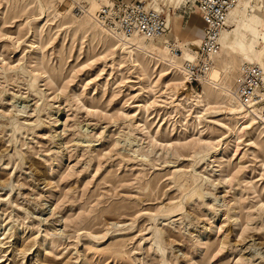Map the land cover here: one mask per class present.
I'll return each mask as SVG.
<instances>
[{"label": "rangeland", "instance_id": "obj_1", "mask_svg": "<svg viewBox=\"0 0 264 264\" xmlns=\"http://www.w3.org/2000/svg\"><path fill=\"white\" fill-rule=\"evenodd\" d=\"M113 2L0 0V264H264L261 124L134 67L94 24ZM244 64L222 49L212 81L233 93Z\"/></svg>", "mask_w": 264, "mask_h": 264}, {"label": "bare ground", "instance_id": "obj_2", "mask_svg": "<svg viewBox=\"0 0 264 264\" xmlns=\"http://www.w3.org/2000/svg\"><path fill=\"white\" fill-rule=\"evenodd\" d=\"M130 1L131 0H127L125 2ZM138 1L144 3L152 12L166 13L168 29L175 33L174 35L176 40L179 41V45L176 46L172 43L173 36L169 34H165L158 39L148 41L141 36L129 38L127 36L116 35L107 28L101 26L98 21L97 22L100 26L94 23L99 29L103 27L105 30L102 31L107 33V37L116 42V50L129 56L131 64H133L134 67H141V61L148 60L149 62L152 60L162 65H167L175 70L183 77V82L179 87L174 88V98L177 99L179 97H185L189 101H192L195 106L206 109V107H209L211 104L212 98L210 91L213 90L220 97H222V101L224 102H220L218 104H225L223 107H227L225 112L227 116L235 117L237 121L242 123V125L249 123L257 126L259 123L261 126L258 127L264 131V127L262 126L264 125V122H261L256 115L252 114L240 103L234 93V89L232 93V91L224 87L220 81H212L214 80V77H211V75L214 73L215 64L207 77L201 79L200 84L203 88L202 93H196L194 88L189 86V77L185 67L186 62L194 61L196 59L197 54L195 50L200 46L201 40L194 34H199L203 31V21L199 10L194 4L195 0ZM190 1H192V4L197 11L192 13L187 28L184 30V27L182 26V17L177 13L178 10ZM255 4L259 8H256ZM102 8H100L97 13ZM97 13L96 19L94 18L95 21L97 20ZM235 14H237V19L232 23V27H234L233 31H230L229 21ZM56 16L61 17L62 13L57 12ZM228 19L226 22V28L220 34L221 51L216 57H214V63L216 58L221 54L222 49L232 50L234 52L242 53L244 56L253 60L254 65L260 67L264 72V0H236V4L230 10ZM210 77L212 79H209ZM15 113L18 116H21L20 114H25L26 112L18 110L14 112V115ZM203 113H206V110H204ZM220 151L221 149L216 150L211 155L209 154L208 157L218 154ZM194 197L198 199L202 198V190L199 189L194 194Z\"/></svg>", "mask_w": 264, "mask_h": 264}, {"label": "built area", "instance_id": "obj_3", "mask_svg": "<svg viewBox=\"0 0 264 264\" xmlns=\"http://www.w3.org/2000/svg\"><path fill=\"white\" fill-rule=\"evenodd\" d=\"M203 21V38L195 50L196 59L186 62V71L192 86L200 85L214 67V57L221 51L220 34L226 28L231 8L236 0H195ZM97 21L116 35L141 36L148 41L169 32L163 13L150 11L139 1L114 0L112 6H103ZM234 93L240 103L264 122V72L256 65H243L234 78Z\"/></svg>", "mask_w": 264, "mask_h": 264}, {"label": "crops", "instance_id": "obj_4", "mask_svg": "<svg viewBox=\"0 0 264 264\" xmlns=\"http://www.w3.org/2000/svg\"><path fill=\"white\" fill-rule=\"evenodd\" d=\"M109 5H112V4H109ZM200 13V12H199ZM201 15V14H200ZM229 20V19H228ZM203 27H204V25H203Z\"/></svg>", "mask_w": 264, "mask_h": 264}]
</instances>
